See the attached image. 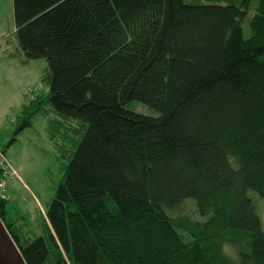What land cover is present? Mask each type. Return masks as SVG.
Instances as JSON below:
<instances>
[{
  "label": "trees",
  "instance_id": "1",
  "mask_svg": "<svg viewBox=\"0 0 264 264\" xmlns=\"http://www.w3.org/2000/svg\"><path fill=\"white\" fill-rule=\"evenodd\" d=\"M14 17L49 62L20 129L54 113L58 147L60 119L81 135L40 227L0 198L27 264H264V0H14Z\"/></svg>",
  "mask_w": 264,
  "mask_h": 264
},
{
  "label": "rangeland",
  "instance_id": "2",
  "mask_svg": "<svg viewBox=\"0 0 264 264\" xmlns=\"http://www.w3.org/2000/svg\"><path fill=\"white\" fill-rule=\"evenodd\" d=\"M0 24L3 25L0 36L3 39L2 45L6 46V54L10 51L15 55L13 60L6 59L5 74L0 78V148L5 150L18 174V178L9 181L8 190H5L6 199L9 200L6 219L15 224L25 221L36 228L42 223V213L55 199L75 151V141L81 137L78 132L80 127L73 126L76 129L73 130L60 119L62 135L58 141L59 147L51 140L50 134L51 122L58 119L54 113L38 114L33 117L30 127L20 129L23 109L35 98L29 89L36 90L39 95L48 92L44 76L49 70V62L46 59L26 57L15 33L14 5L11 0H0ZM126 107L143 115H159L157 111L137 101ZM67 128L70 130L67 131ZM249 195L261 205L260 216L264 220V201L253 192ZM189 201L194 205L188 207L195 208L192 217L205 221L195 201ZM34 230L38 232V229ZM225 251L231 260H237L235 247L226 245Z\"/></svg>",
  "mask_w": 264,
  "mask_h": 264
},
{
  "label": "water",
  "instance_id": "3",
  "mask_svg": "<svg viewBox=\"0 0 264 264\" xmlns=\"http://www.w3.org/2000/svg\"><path fill=\"white\" fill-rule=\"evenodd\" d=\"M0 264H27L16 241L0 217Z\"/></svg>",
  "mask_w": 264,
  "mask_h": 264
},
{
  "label": "built area",
  "instance_id": "4",
  "mask_svg": "<svg viewBox=\"0 0 264 264\" xmlns=\"http://www.w3.org/2000/svg\"><path fill=\"white\" fill-rule=\"evenodd\" d=\"M29 92L35 95V98L39 96L36 90L29 89ZM16 178H18L17 172L15 171L10 160L8 159L6 152L2 148H0V198H6L5 190L7 187V183L11 179Z\"/></svg>",
  "mask_w": 264,
  "mask_h": 264
},
{
  "label": "crops",
  "instance_id": "5",
  "mask_svg": "<svg viewBox=\"0 0 264 264\" xmlns=\"http://www.w3.org/2000/svg\"><path fill=\"white\" fill-rule=\"evenodd\" d=\"M11 2L13 3L14 5V0H11ZM15 19V17H14ZM3 28V25L0 24V30ZM16 30H17V27H16V24H15V33H16ZM2 37L0 36V78L3 74H5V61L7 58L9 59H14L15 55L13 53H11L10 51L6 54L7 52V49H6V46H3L2 45ZM7 41V39L5 40V42ZM8 186H9V182L7 183V190H8Z\"/></svg>",
  "mask_w": 264,
  "mask_h": 264
}]
</instances>
